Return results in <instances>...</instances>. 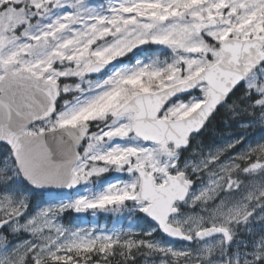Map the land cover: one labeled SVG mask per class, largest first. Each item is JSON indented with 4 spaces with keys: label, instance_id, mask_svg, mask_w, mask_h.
I'll return each mask as SVG.
<instances>
[{
    "label": "snow or ice",
    "instance_id": "snow-or-ice-1",
    "mask_svg": "<svg viewBox=\"0 0 264 264\" xmlns=\"http://www.w3.org/2000/svg\"><path fill=\"white\" fill-rule=\"evenodd\" d=\"M0 264H264V0H0Z\"/></svg>",
    "mask_w": 264,
    "mask_h": 264
},
{
    "label": "rangeland",
    "instance_id": "rangeland-1",
    "mask_svg": "<svg viewBox=\"0 0 264 264\" xmlns=\"http://www.w3.org/2000/svg\"><path fill=\"white\" fill-rule=\"evenodd\" d=\"M76 214L70 213L66 215L63 219V223L68 224V223H73V224H79L81 227H105L108 229H112L113 227H121V226H127L128 221L126 219L124 220H118L115 217L111 216H105L103 214H100L96 217L92 216H87L83 220H77L75 219ZM179 246V245H177Z\"/></svg>",
    "mask_w": 264,
    "mask_h": 264
},
{
    "label": "trees",
    "instance_id": "trees-1",
    "mask_svg": "<svg viewBox=\"0 0 264 264\" xmlns=\"http://www.w3.org/2000/svg\"><path fill=\"white\" fill-rule=\"evenodd\" d=\"M259 138V134H257L255 137H254V139H258ZM68 215V214H67Z\"/></svg>",
    "mask_w": 264,
    "mask_h": 264
}]
</instances>
